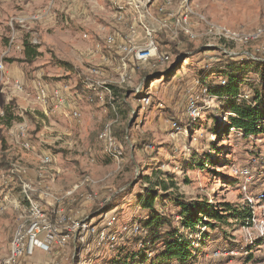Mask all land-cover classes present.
I'll return each instance as SVG.
<instances>
[{
	"label": "rangeland",
	"instance_id": "374dc122",
	"mask_svg": "<svg viewBox=\"0 0 264 264\" xmlns=\"http://www.w3.org/2000/svg\"><path fill=\"white\" fill-rule=\"evenodd\" d=\"M134 2L143 6L137 9ZM191 3L208 24L257 37L247 42L218 40L206 34V24L188 37L172 19H164L168 14L173 18L178 7L173 3L160 12L163 0H0V53L10 49L1 55L4 66L22 65L28 75L41 73L47 81L67 82L94 100L80 102L82 115L76 121L45 114L36 100L32 78L25 80L28 89L20 95L24 100L10 97L1 108L0 98V260L8 254L12 235L27 212L21 186L29 182L36 190L33 199L51 220L62 214L70 221L107 228L115 237L111 244L100 246L94 236L82 240L80 233L70 235L55 264H151L154 254L143 251L140 240L151 212L141 207L140 199L152 190L158 192L154 210L191 242L192 257L186 264H264V241L257 239L264 201L255 200L264 192V175L247 194L256 203L254 214L250 211L255 218L251 224L229 219L222 227L198 226L189 233L181 227L179 209L170 203L175 197L213 210L221 211L222 204H228L246 211L238 170L256 156L264 158L263 142L228 128L227 98L214 96L208 88L225 84L222 72L233 62L250 56L264 61V0ZM118 7L126 14L121 23L115 19ZM45 11L47 16L29 20ZM16 17L26 18V25L14 23L11 28L9 22ZM138 20L153 31L157 59L133 67L130 79L118 84L115 63L111 68L100 65L101 56L107 54L97 51L95 44L114 32L123 38ZM136 32L141 40L142 30L137 27ZM11 36L15 46L9 48ZM25 44L36 47V57L26 59ZM113 56L114 61L118 56ZM164 56L168 60L161 61ZM179 56L174 70L171 65ZM166 71L169 77L160 73L152 77L154 72ZM245 78L250 85L241 86L242 98L252 96L258 82L250 73ZM85 83H104L111 97L102 89L83 88ZM146 95L151 105L142 111L140 99ZM189 95L215 97L206 100L208 105L194 122L185 114ZM113 120L117 159L106 153L98 138L104 125ZM173 121L179 123L180 133H173ZM44 156L52 160L47 166L41 164ZM194 160L203 162L204 169L193 165ZM162 183L170 187L168 191L157 186ZM46 187L58 195L74 193L60 204H47L39 194ZM135 226L141 229L139 233L134 232ZM56 252L57 248L53 254L58 257Z\"/></svg>",
	"mask_w": 264,
	"mask_h": 264
},
{
	"label": "built area",
	"instance_id": "2783aa9c",
	"mask_svg": "<svg viewBox=\"0 0 264 264\" xmlns=\"http://www.w3.org/2000/svg\"><path fill=\"white\" fill-rule=\"evenodd\" d=\"M163 7L160 8V12L163 11L166 7H170L173 3L177 4V12L172 16L170 14L165 15V20L172 19L173 25L180 29L183 34L188 37H193V31L199 25H207L206 31L207 35L218 40L225 41H239L247 42L253 37H257V34L253 36H244L243 34H238L235 32H230L224 28H218L208 24L203 17L194 9L191 0H163ZM143 6L134 2V7L137 9L139 6ZM164 13V12H162ZM48 12H42L38 14H33L29 20L37 21L43 16H47ZM126 18L125 9L122 7L117 8L115 19L117 22L121 23ZM133 21H136L132 18ZM26 18L16 17L10 20L9 26L12 28L13 24H17L20 27L26 25ZM135 23V22H134ZM137 24L133 25L128 33L120 40V37L116 32L106 35L102 42L95 44L97 51L105 50L107 55L101 56V64L103 66H111L114 64L115 69L117 70V79L118 84H125L131 77V73L134 68H140L145 65L147 62H151L154 59H157V43L154 38L153 31L149 29L142 21L136 22ZM139 28L143 32V37L141 40H138V35L136 28ZM15 38L11 36L8 40L9 48L15 46ZM10 52V49L7 50L2 56H6ZM113 55H117L116 59L113 58ZM168 60L167 56L161 58V61ZM98 71V69H94ZM32 83L34 84V90L36 94V100L38 104L43 108L45 114L48 115H60L65 118H72L76 121L81 119V110L79 104L81 101L85 100L88 103H92L93 97L90 95H84L82 92L74 91L72 86L67 82H50L44 79L41 73H35L32 77ZM25 81V80H24ZM13 80L8 81L4 75V64L0 60V84L5 86H10L13 90V93L17 95H24L28 89L26 81ZM225 83L222 81V84ZM87 89L96 91V89H102L108 97H111V90L104 83H85ZM141 89V86L140 88ZM138 89V90H139ZM215 98L202 97L197 98L196 96L189 95L186 100L185 105V114L190 118L191 122L196 121L202 114L204 108L208 105L206 100ZM247 96H244L243 99H246ZM199 102L201 104H199ZM151 105L150 97L144 96L140 99V108L143 111L144 108H147ZM3 115V112H0V116ZM231 115V114H230ZM116 123L115 120L107 123L102 128L99 133V140L103 141L106 148V153L117 159L120 153L116 150L115 139L112 135L113 124ZM172 131L174 134L180 133V125L178 122L173 121L171 123ZM23 128H21V135L23 136ZM256 141L263 142L264 145V136H249ZM25 148H29L28 144L24 145ZM260 157V156H259ZM256 156L252 162H249L248 165L240 168L238 174L242 179V192L245 194V205L249 210V213L256 206L255 200L264 201V192L258 195V198H253L247 194L250 192L249 188L253 183H256L259 180L261 175H264V169H259L258 165H264V158H259ZM52 162L49 156H44L41 160V164L44 166L49 165ZM83 182L81 183V185ZM22 192L25 197V201L28 205L26 214L23 216L20 224L17 225L11 242L9 244L8 254L0 260V264H23L24 261L28 258L34 256L36 250H41L43 252H48L52 247V244L58 248L64 246L66 239H69L70 235L78 233L81 234V239L88 236H94L98 245L111 244L115 240L114 236L109 235L107 228H96L90 227L85 222L70 221L66 219L62 214H58L55 220H51L48 213L43 209L42 204L33 199V192L36 190L33 188L32 184L29 182L22 183ZM77 188V186L75 187ZM74 193V190L66 192L63 195H58V193L53 192L48 187H46L42 192H40V198L45 201V203H62L68 196L70 197ZM255 199V200H254ZM89 200V199H88ZM254 214V212L252 213ZM254 216L250 214V217L247 218L245 223H253ZM262 222V228L260 230V235L257 236V239L264 241V208L262 209V217L260 218ZM244 223V225H245ZM135 233H139L141 230L138 226L133 228ZM65 232V233H63ZM42 236H48L51 239L50 243H46L40 238ZM256 240V239H255ZM254 240V241H255ZM110 246V245H109Z\"/></svg>",
	"mask_w": 264,
	"mask_h": 264
},
{
	"label": "trees",
	"instance_id": "16d2710c",
	"mask_svg": "<svg viewBox=\"0 0 264 264\" xmlns=\"http://www.w3.org/2000/svg\"><path fill=\"white\" fill-rule=\"evenodd\" d=\"M24 54L26 59L37 56L35 46L28 44L24 45ZM180 56L176 58L171 65L174 70L179 66ZM222 75L226 78L224 85H218L215 88L209 87L206 80H202L204 85H207L209 92L214 96L227 98L226 108L228 114V128H234L245 137L249 136H264V61L259 56H250L244 61L238 60L229 64ZM158 73L162 76L169 77V72H154L152 77H156ZM250 73L258 78V82L253 89L252 96H247L243 99L241 86L250 85L249 80L245 76ZM150 78V76H147ZM8 109H6V113ZM232 116V117H231ZM11 122V119L7 122ZM203 162L194 160L193 165L203 168ZM163 192L170 188L166 183L158 184ZM158 192L152 190L146 193L145 198L140 199V204L143 209L149 210L150 216L144 224L146 234L141 237L143 251L153 252L154 258L151 264H169L171 262L177 264H186L192 257L189 248L191 242L182 237L179 230L170 225V222L162 218L154 210L155 200L158 197ZM172 203L179 209L181 218V227L193 233L198 226H204L207 229H214L228 224L229 219L240 220L244 223L250 217V213L245 210H235L228 204H222L221 211L213 210L204 204H195L184 201L180 198H172ZM220 211V212H219ZM204 215L207 221L204 222ZM137 258V257H135ZM134 258V259H135Z\"/></svg>",
	"mask_w": 264,
	"mask_h": 264
},
{
	"label": "crops",
	"instance_id": "0c3cea01",
	"mask_svg": "<svg viewBox=\"0 0 264 264\" xmlns=\"http://www.w3.org/2000/svg\"><path fill=\"white\" fill-rule=\"evenodd\" d=\"M118 31H121L120 28H116ZM124 33V32H123ZM128 33L125 32L124 35H126ZM120 37V36H119ZM123 38L120 37V40H122ZM3 54L0 53V58L1 55ZM1 60V59H0ZM14 64H7L6 66H4V75L6 76V79L8 81H13V80H21L24 81L27 78H31L32 75H28L27 73H25L22 68V65H15ZM25 82V81H24ZM13 95V96H12ZM23 95V94H22ZM10 97H16L18 99L24 100L23 97H20V94L17 95L16 93H13V90L11 89L10 86H5L3 84H0V98L2 100V104L3 106L1 108H3L7 103L8 100L10 99ZM41 240H43L46 243H50L51 239L48 236H42L40 238ZM57 248V254L59 253L58 257L56 256V254H53L54 249ZM9 251V250H8ZM61 259L62 255H61V248L56 247L55 245L52 244V247L50 248V250L48 252H43L41 250H36L34 256H32L31 258H28L24 261L23 264H55L57 259Z\"/></svg>",
	"mask_w": 264,
	"mask_h": 264
}]
</instances>
